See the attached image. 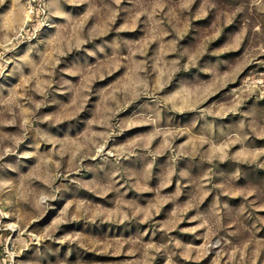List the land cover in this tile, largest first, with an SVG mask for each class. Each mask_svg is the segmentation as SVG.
I'll return each mask as SVG.
<instances>
[{
    "label": "rangeland",
    "instance_id": "obj_1",
    "mask_svg": "<svg viewBox=\"0 0 264 264\" xmlns=\"http://www.w3.org/2000/svg\"><path fill=\"white\" fill-rule=\"evenodd\" d=\"M264 264V0H0V264Z\"/></svg>",
    "mask_w": 264,
    "mask_h": 264
},
{
    "label": "built area",
    "instance_id": "obj_2",
    "mask_svg": "<svg viewBox=\"0 0 264 264\" xmlns=\"http://www.w3.org/2000/svg\"><path fill=\"white\" fill-rule=\"evenodd\" d=\"M8 264H12V262L10 261Z\"/></svg>",
    "mask_w": 264,
    "mask_h": 264
}]
</instances>
